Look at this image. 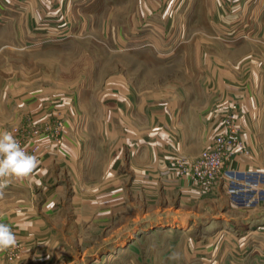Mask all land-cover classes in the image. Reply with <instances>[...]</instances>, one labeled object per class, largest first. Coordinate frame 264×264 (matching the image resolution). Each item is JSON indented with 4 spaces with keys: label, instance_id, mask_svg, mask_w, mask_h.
Returning a JSON list of instances; mask_svg holds the SVG:
<instances>
[{
    "label": "rangeland",
    "instance_id": "1",
    "mask_svg": "<svg viewBox=\"0 0 264 264\" xmlns=\"http://www.w3.org/2000/svg\"><path fill=\"white\" fill-rule=\"evenodd\" d=\"M248 54L264 67V0H0V130L38 160L28 178L0 188V223L17 241L6 260L22 253V231L34 236L49 221L60 228L64 264H264V193L247 210L224 212V169L210 189L193 177L204 149L152 170L150 155L120 139L123 97L215 111L212 81ZM234 100H225L224 121L242 103ZM219 214L228 224L212 228ZM248 216L260 225L229 224Z\"/></svg>",
    "mask_w": 264,
    "mask_h": 264
},
{
    "label": "crops",
    "instance_id": "2",
    "mask_svg": "<svg viewBox=\"0 0 264 264\" xmlns=\"http://www.w3.org/2000/svg\"><path fill=\"white\" fill-rule=\"evenodd\" d=\"M248 57L250 60L247 63H231L232 67L228 69L234 72L229 73L230 76L217 77L212 81L217 86L215 92L221 98L218 109L215 111L203 109L192 113L175 101L160 104L159 101L149 100L148 97L140 94H129L130 97L128 95L123 97L126 109L125 111L120 109L122 116L124 117V114L126 116L124 117L126 121H122L125 132L121 134L123 138L120 139L126 144L128 141L130 143L135 141L132 143L134 146L127 145L125 149L135 150L134 154L137 157L145 154L150 155L152 157L151 164L147 166L155 170L157 166H161L162 162L163 165H170L172 158L177 154L182 155L185 159L189 158L190 161L199 155L200 150L208 147L212 138L224 130L225 100L233 101L235 97H239L242 103L239 104L241 111L239 110L237 123L241 129L239 134L242 139V148L225 166L223 174L219 177L220 182L216 190L222 200H227L226 204L222 205L224 212L228 208L247 210V207L258 203V193L260 191L264 193V98H262L264 67L258 68L254 62L255 59H251L250 55ZM217 68L224 70L221 67ZM233 88H236L239 94ZM241 88L243 90H239ZM160 106L163 107L160 108ZM165 127L169 136L165 140L167 143L163 142L161 145L160 137L164 135ZM188 129L198 132L200 140L193 141ZM164 158L166 159L164 160ZM191 190L189 192L195 195ZM193 195L185 196L187 201H184V204L188 202L189 198L192 200ZM220 214L207 221L210 223L209 225H214L212 228L220 229L227 226L225 214H223L224 217ZM185 215L189 216L190 214L186 213ZM198 219L202 220V218ZM30 223L31 221H25L24 228H30ZM260 223L254 217L248 216L247 219L232 217L229 224L233 228L254 229ZM8 226L10 227L9 224ZM38 226L37 232L34 231V236H32L31 229L22 231L25 234L19 236L18 239L22 242L20 245H22L23 251L14 262H8L4 251L0 250V264H64L62 252H60L59 259L57 256L58 247H63L64 244L59 226L49 221H46L45 226L39 222ZM47 245L53 247L55 253L52 251L50 255H44L43 251H40L39 247Z\"/></svg>",
    "mask_w": 264,
    "mask_h": 264
},
{
    "label": "built area",
    "instance_id": "3",
    "mask_svg": "<svg viewBox=\"0 0 264 264\" xmlns=\"http://www.w3.org/2000/svg\"><path fill=\"white\" fill-rule=\"evenodd\" d=\"M230 107L233 112H230L224 121V130L217 134L193 164L196 171L193 177L201 181L205 189L212 188L213 179L221 174L233 154L242 148L239 134L241 129L237 123L239 118L237 109H240V105L232 103Z\"/></svg>",
    "mask_w": 264,
    "mask_h": 264
},
{
    "label": "clouds",
    "instance_id": "4",
    "mask_svg": "<svg viewBox=\"0 0 264 264\" xmlns=\"http://www.w3.org/2000/svg\"><path fill=\"white\" fill-rule=\"evenodd\" d=\"M37 166V158L21 147L12 132L0 130V188L10 179L28 178ZM16 242V235L11 228L0 223V250L14 247Z\"/></svg>",
    "mask_w": 264,
    "mask_h": 264
},
{
    "label": "bare ground",
    "instance_id": "5",
    "mask_svg": "<svg viewBox=\"0 0 264 264\" xmlns=\"http://www.w3.org/2000/svg\"><path fill=\"white\" fill-rule=\"evenodd\" d=\"M107 258H109V255H108V254H104L103 256H101L100 260H101V261H104V260H106Z\"/></svg>",
    "mask_w": 264,
    "mask_h": 264
}]
</instances>
